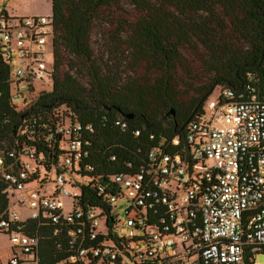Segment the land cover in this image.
<instances>
[{"label": "built area", "instance_id": "built-area-1", "mask_svg": "<svg viewBox=\"0 0 264 264\" xmlns=\"http://www.w3.org/2000/svg\"><path fill=\"white\" fill-rule=\"evenodd\" d=\"M53 40L51 16L0 12V62L11 66L13 102L31 89L39 92L35 83L46 76L51 90L53 68L47 70L45 56ZM204 109L183 136L163 138L142 165L126 162V170L113 175L85 162L90 153L81 136L93 127L72 123L65 108L56 110L61 156L49 172L35 148L16 142L0 153L7 199L0 235L9 243L0 248V264H40L39 230L20 225L28 220L77 227L67 230L72 256L57 264H258L264 254V101H238L221 89ZM19 122L32 134L35 120ZM116 125L127 127L121 120ZM85 188L98 205L82 201ZM87 241L93 245L86 247Z\"/></svg>", "mask_w": 264, "mask_h": 264}, {"label": "trees", "instance_id": "trees-1", "mask_svg": "<svg viewBox=\"0 0 264 264\" xmlns=\"http://www.w3.org/2000/svg\"><path fill=\"white\" fill-rule=\"evenodd\" d=\"M125 1L131 3L135 14L118 24L115 43L125 50L124 57L128 59L125 63L133 74L126 79L111 69L104 72L91 46L96 24ZM51 3L54 35L51 90L31 89L21 101L13 102L8 83L11 66L0 62V153L11 151L16 142L20 147L35 148L45 156L43 167L49 172L57 165L51 162L59 163L61 156V136L54 132L59 119L53 113L65 108L72 123L93 127V132L84 131L81 136L90 153L85 162L97 173L113 175L126 170V162L136 168L142 165L147 152L163 138L183 136L187 125L205 112L203 104L211 99L216 86H221L219 93L221 89H230L238 101H251L253 97L264 101V0H51ZM182 49L197 55L198 66L184 57ZM204 77L210 78L209 87L200 91L199 97L186 101L181 83ZM124 114L133 117L125 119ZM21 117L35 120L32 134L21 126ZM118 120L127 127L117 126ZM1 189L0 210L7 204ZM82 201L98 205L87 188L82 192ZM21 216L25 219L26 212ZM20 225L27 232L39 230L40 264H57L72 256L67 230H76V226L60 221L57 225L38 227L34 220ZM55 227L61 229L60 234L54 235ZM91 245L93 242L87 241L85 246Z\"/></svg>", "mask_w": 264, "mask_h": 264}, {"label": "rangeland", "instance_id": "rangeland-1", "mask_svg": "<svg viewBox=\"0 0 264 264\" xmlns=\"http://www.w3.org/2000/svg\"><path fill=\"white\" fill-rule=\"evenodd\" d=\"M3 10H5L10 17L20 18L31 16L33 14L49 17L52 15V3L51 0H0V12ZM134 14L135 9L131 3L129 1L123 2L119 7L109 10V13L105 15L103 20L96 24L91 36V46L94 57L100 64V67L103 69V71L106 72L109 69L114 70L116 74L121 73L124 79L133 74L129 70L130 68L127 63H125V60L128 62V59L124 57L125 50L116 47L115 38L118 37L116 35L117 29L119 28L118 24L124 20H129V18H133ZM198 50L201 51L203 49L199 48ZM182 53L189 61H195V63L191 64L198 66L199 62L197 55H195L194 52L190 53L189 51L182 49ZM189 61H186V63ZM45 62L47 64V70L51 72L53 68V48L51 44L47 49ZM179 74L182 77L184 75L182 70L179 71ZM193 79L194 80H187L186 84L183 82L180 85V90L185 96L186 101H191L192 99L199 97L200 91H203L211 84L209 77H204L203 79ZM50 84L51 80L47 76L44 77L42 81L37 80L35 83L37 89L40 91H48ZM220 87L221 86H216L213 88L211 92L213 95L210 97L211 99L216 98V96L219 94ZM205 103L206 102H204L203 105H205ZM78 181L83 182L81 178H79ZM28 189L29 186L27 187V190ZM69 202L70 200L67 201V204H69ZM8 245V238L4 235H0L1 250L5 251ZM257 263L264 264V254H260L257 257Z\"/></svg>", "mask_w": 264, "mask_h": 264}, {"label": "water", "instance_id": "water-1", "mask_svg": "<svg viewBox=\"0 0 264 264\" xmlns=\"http://www.w3.org/2000/svg\"><path fill=\"white\" fill-rule=\"evenodd\" d=\"M171 114H172V115L175 114L173 110L171 111ZM123 117H124L125 119H128V118H132L133 116H129V115H125V114H124Z\"/></svg>", "mask_w": 264, "mask_h": 264}, {"label": "crops", "instance_id": "crops-1", "mask_svg": "<svg viewBox=\"0 0 264 264\" xmlns=\"http://www.w3.org/2000/svg\"><path fill=\"white\" fill-rule=\"evenodd\" d=\"M31 16H38V15L33 14V15H31Z\"/></svg>", "mask_w": 264, "mask_h": 264}]
</instances>
